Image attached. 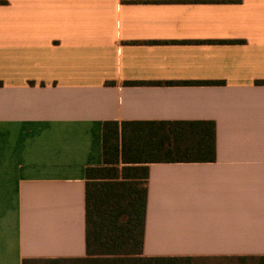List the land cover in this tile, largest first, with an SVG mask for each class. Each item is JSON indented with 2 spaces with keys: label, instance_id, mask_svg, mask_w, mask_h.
Returning a JSON list of instances; mask_svg holds the SVG:
<instances>
[{
  "label": "crops",
  "instance_id": "crops-1",
  "mask_svg": "<svg viewBox=\"0 0 264 264\" xmlns=\"http://www.w3.org/2000/svg\"><path fill=\"white\" fill-rule=\"evenodd\" d=\"M108 121L215 124L148 164L144 256H264V0H0V264L86 257Z\"/></svg>",
  "mask_w": 264,
  "mask_h": 264
},
{
  "label": "trees",
  "instance_id": "trees-1",
  "mask_svg": "<svg viewBox=\"0 0 264 264\" xmlns=\"http://www.w3.org/2000/svg\"><path fill=\"white\" fill-rule=\"evenodd\" d=\"M103 160L86 178V257L24 259L22 264H209L195 257L143 255L149 163L211 162L212 121H108ZM264 264V256L238 258Z\"/></svg>",
  "mask_w": 264,
  "mask_h": 264
},
{
  "label": "rangeland",
  "instance_id": "rangeland-1",
  "mask_svg": "<svg viewBox=\"0 0 264 264\" xmlns=\"http://www.w3.org/2000/svg\"><path fill=\"white\" fill-rule=\"evenodd\" d=\"M209 264H212L211 262ZM235 264H242L241 261H237Z\"/></svg>",
  "mask_w": 264,
  "mask_h": 264
}]
</instances>
